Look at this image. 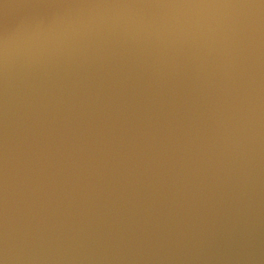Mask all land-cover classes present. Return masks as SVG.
<instances>
[{
  "label": "water",
  "instance_id": "water-1",
  "mask_svg": "<svg viewBox=\"0 0 264 264\" xmlns=\"http://www.w3.org/2000/svg\"><path fill=\"white\" fill-rule=\"evenodd\" d=\"M4 264H264L261 0H0Z\"/></svg>",
  "mask_w": 264,
  "mask_h": 264
},
{
  "label": "snow or ice",
  "instance_id": "snow-or-ice-1",
  "mask_svg": "<svg viewBox=\"0 0 264 264\" xmlns=\"http://www.w3.org/2000/svg\"><path fill=\"white\" fill-rule=\"evenodd\" d=\"M261 3H264V0H261ZM0 264H4L3 259H0Z\"/></svg>",
  "mask_w": 264,
  "mask_h": 264
}]
</instances>
